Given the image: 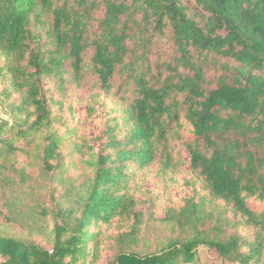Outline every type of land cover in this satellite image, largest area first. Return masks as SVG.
Returning <instances> with one entry per match:
<instances>
[{"label": "trees", "instance_id": "trees-1", "mask_svg": "<svg viewBox=\"0 0 264 264\" xmlns=\"http://www.w3.org/2000/svg\"><path fill=\"white\" fill-rule=\"evenodd\" d=\"M166 30L174 54L154 74L148 32ZM89 50L99 91L112 90L116 72L123 83L99 150H88L92 175L66 188L80 216L54 226L51 251L0 233V264L95 262L100 228L113 219L124 231L108 264H201L199 246L231 263L264 264V209L249 206L264 204V0H0V104L12 120L0 119V158L36 150L33 165L62 166L66 137L54 130V100L43 83L53 77L61 87L65 61L77 79ZM211 67L222 71L214 88L205 78ZM181 117L194 136L183 145L203 194L165 217L171 234L151 252L140 247L142 212L129 182L158 155L164 170L172 167L168 134Z\"/></svg>", "mask_w": 264, "mask_h": 264}, {"label": "rangeland", "instance_id": "rangeland-1", "mask_svg": "<svg viewBox=\"0 0 264 264\" xmlns=\"http://www.w3.org/2000/svg\"><path fill=\"white\" fill-rule=\"evenodd\" d=\"M97 16H101V12H98ZM135 17L140 19L141 16L137 14ZM42 19L48 18L42 16ZM40 31L44 29L41 28ZM148 35L152 37L147 46L148 62L155 74L158 64L169 61L174 54L173 44L169 40L170 34L167 30L161 36L151 35V31ZM45 40L43 37V41ZM127 42L132 47L133 43L129 40ZM141 51L142 49H138L136 53L140 54ZM91 53V50L85 53L84 67L77 79H74L68 61H65L63 85L60 87L53 77L45 79L43 83L45 87H49L48 94L54 100V130L66 137L61 147L62 166L44 171L40 161L33 165L34 160L30 159V156H33L36 150H30V154L17 150L0 158V233L23 240L30 239L49 251L53 247L54 226L62 223V220L73 223L80 216V211L76 209L73 198L66 193V188L72 183L79 185L86 176L92 175V169L87 163L90 159L88 150L95 153L99 150L98 137L104 129L109 108L119 103L118 97L122 93L120 86L123 77L119 76L118 72L112 80V90L107 94L99 91L97 79L88 66ZM221 73L222 71L210 68L205 74L206 80L211 81L207 85L208 88L215 87L216 79ZM125 96L129 100L131 92L127 91ZM17 97L14 94L11 100L16 101ZM116 105L118 109L119 104ZM7 113L9 112L0 104V119H6L11 124L12 120ZM113 115L118 116V111L113 112ZM171 130L168 134V147L172 167L164 170L158 155L129 182L130 193L138 201L137 210L142 212L139 228L140 247L145 248L149 244L148 249L151 252L158 250L171 234L165 217L187 205L188 199L197 201L198 193L203 194L201 184L194 183L196 175L189 169L188 152L183 145L194 137L191 127L181 117V125L171 124ZM23 142L19 140L18 143L22 146ZM75 145L81 147V152L76 151ZM64 169L63 177L59 178H64V182L59 183L57 173ZM208 198L207 194L205 199L208 201ZM215 206L222 209L223 202L217 201ZM249 206L257 212L264 209V204L253 200L249 201ZM205 207L208 209L209 204ZM41 211H45V214H41ZM100 230L102 242L98 257L95 262L86 264H108L116 254L115 237L123 232L124 228L113 219L110 227L104 224ZM238 230L242 235L251 238V230L242 229L241 226ZM187 232L190 230L187 229ZM197 255L201 264H237L222 259L205 246L198 247ZM89 259L90 257L87 261Z\"/></svg>", "mask_w": 264, "mask_h": 264}]
</instances>
